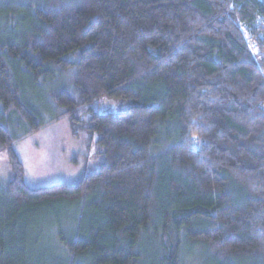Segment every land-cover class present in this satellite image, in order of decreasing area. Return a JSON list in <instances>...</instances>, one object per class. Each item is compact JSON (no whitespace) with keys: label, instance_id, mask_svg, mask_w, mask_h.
<instances>
[{"label":"trees","instance_id":"trees-1","mask_svg":"<svg viewBox=\"0 0 264 264\" xmlns=\"http://www.w3.org/2000/svg\"><path fill=\"white\" fill-rule=\"evenodd\" d=\"M31 4L0 39V264H264V60L238 26L263 47L264 2ZM63 118L104 161L32 188L15 145Z\"/></svg>","mask_w":264,"mask_h":264},{"label":"rangeland","instance_id":"rangeland-1","mask_svg":"<svg viewBox=\"0 0 264 264\" xmlns=\"http://www.w3.org/2000/svg\"><path fill=\"white\" fill-rule=\"evenodd\" d=\"M43 1L0 0V39L8 32L3 27V23L9 19L6 13L13 11L17 13L15 30L22 31L26 24L25 17L32 7L31 3L34 6H42ZM38 95L47 97L44 92L36 94L37 97ZM126 103L127 99L106 98L93 107L100 110H116ZM15 149L24 166L25 182L32 188L63 182L75 183L84 174L97 170L104 161V154L97 143V135L92 141L85 132L76 136L68 118L53 122L26 136L16 143ZM12 177L13 170L8 152L0 149V186H5ZM46 233L43 234L44 239L40 241L38 247L49 251Z\"/></svg>","mask_w":264,"mask_h":264},{"label":"built area","instance_id":"built-area-1","mask_svg":"<svg viewBox=\"0 0 264 264\" xmlns=\"http://www.w3.org/2000/svg\"><path fill=\"white\" fill-rule=\"evenodd\" d=\"M259 1L264 2V0H259ZM257 23H258V27L262 28L261 35L264 36V16H262L261 14H257ZM238 26L244 37L246 46L250 51L254 61L261 68L260 63L262 60H264V45L262 47L259 41H257L252 36L251 31L246 23L239 22Z\"/></svg>","mask_w":264,"mask_h":264}]
</instances>
